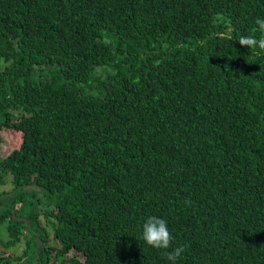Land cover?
<instances>
[{"label":"trees","instance_id":"obj_1","mask_svg":"<svg viewBox=\"0 0 264 264\" xmlns=\"http://www.w3.org/2000/svg\"><path fill=\"white\" fill-rule=\"evenodd\" d=\"M257 17L264 0H0L9 264L54 263L42 214L61 264H264V52L237 41Z\"/></svg>","mask_w":264,"mask_h":264},{"label":"rangeland","instance_id":"obj_2","mask_svg":"<svg viewBox=\"0 0 264 264\" xmlns=\"http://www.w3.org/2000/svg\"><path fill=\"white\" fill-rule=\"evenodd\" d=\"M22 141V133L14 130V129H8L0 124V154L2 156H7L11 152H13L15 149H17ZM32 190H36V188H31ZM30 191V192H31ZM14 183L12 181V176L10 173H7L4 175L2 179H0V194L1 196L13 197L14 194ZM29 192V193H30ZM25 200H28V197H25ZM6 203V198L4 199ZM30 199L27 202L22 203L23 205L25 203L29 204ZM20 206L15 205L14 209H18ZM45 208L44 205L39 206V210H43ZM45 209L52 210L53 207H47ZM44 209V210H45ZM20 215V213H18ZM39 224L40 226L47 230L48 237H49V244L48 247L51 248H59L58 242L54 238L53 234V224L52 219L45 218L44 215H39ZM10 221L3 222L0 224V253L3 257L6 258V261H3V264H9V261H17V258H19L20 255L23 254V251L25 250V238L21 237L20 240H18L15 244H12L10 247H7L5 243L10 244V241L12 240L8 233V227L10 226ZM12 224V223H11ZM54 253V250L52 251ZM74 252H69L67 256L73 255ZM53 255V254H52ZM25 260V258H24ZM11 262V263H12ZM35 262V261H34ZM10 263V264H11ZM29 264H34L32 261Z\"/></svg>","mask_w":264,"mask_h":264},{"label":"clouds","instance_id":"obj_3","mask_svg":"<svg viewBox=\"0 0 264 264\" xmlns=\"http://www.w3.org/2000/svg\"><path fill=\"white\" fill-rule=\"evenodd\" d=\"M254 24L256 25L255 31L261 33L262 36L260 38H257L256 36H241L237 41L239 45L242 47H247L250 50L258 49L260 50V52H264V17H257L254 21ZM228 39H232V37L229 36ZM260 52H257L256 54L259 55ZM40 228L43 229L41 226ZM43 230H44L45 239H47V244H45V247L48 248V244H49V240L47 238L48 232L45 229ZM141 239L148 246H151L152 248L155 249H169L172 243V236L168 230L167 222L164 219L159 218L157 216L147 217V219L142 225ZM40 244H41L40 240L37 238V247H39ZM56 249L58 248H53V250L55 251L54 253L55 256H56ZM183 251L184 249L182 247H177L174 250L169 251L167 253L166 258L170 262V264H176L177 259L180 257ZM35 258H36L35 262L37 261L39 264V260L36 255Z\"/></svg>","mask_w":264,"mask_h":264},{"label":"flooded vegetation","instance_id":"obj_4","mask_svg":"<svg viewBox=\"0 0 264 264\" xmlns=\"http://www.w3.org/2000/svg\"><path fill=\"white\" fill-rule=\"evenodd\" d=\"M19 219H21V220H18V219H16L17 220V222H21V223H23V225H24V227H27V225H26V223H27V221H26V219H24V218H19ZM25 222H24V221ZM48 235V234H47ZM21 237H23L22 235L20 236V238ZM47 238H48V240H49V237L47 236ZM49 248V251H51V254H53V256H54V253H55V251H54V253H52V251H53V248H51V247H48ZM29 263H31V262H29ZM28 263V264H29ZM34 263V262H33ZM62 263V260L60 259V258H58L57 256H55V260H54V263L53 264H61Z\"/></svg>","mask_w":264,"mask_h":264},{"label":"water","instance_id":"obj_5","mask_svg":"<svg viewBox=\"0 0 264 264\" xmlns=\"http://www.w3.org/2000/svg\"><path fill=\"white\" fill-rule=\"evenodd\" d=\"M18 220H21V219H18ZM24 221V220H23ZM25 222V221H24ZM26 225H27V223H26ZM39 245V244H38ZM34 264H38V262L36 261Z\"/></svg>","mask_w":264,"mask_h":264}]
</instances>
